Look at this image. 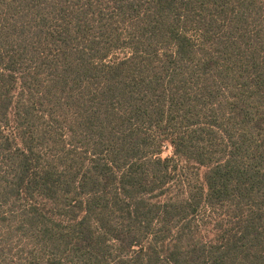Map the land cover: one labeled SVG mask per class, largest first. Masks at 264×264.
I'll return each instance as SVG.
<instances>
[{"label":"trees","instance_id":"trees-1","mask_svg":"<svg viewBox=\"0 0 264 264\" xmlns=\"http://www.w3.org/2000/svg\"><path fill=\"white\" fill-rule=\"evenodd\" d=\"M0 264H264V0H0Z\"/></svg>","mask_w":264,"mask_h":264},{"label":"rangeland","instance_id":"rangeland-1","mask_svg":"<svg viewBox=\"0 0 264 264\" xmlns=\"http://www.w3.org/2000/svg\"><path fill=\"white\" fill-rule=\"evenodd\" d=\"M172 155V149L171 147H167L164 153V156H171Z\"/></svg>","mask_w":264,"mask_h":264}]
</instances>
